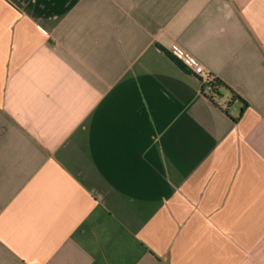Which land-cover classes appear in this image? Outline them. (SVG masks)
I'll return each instance as SVG.
<instances>
[{
  "label": "crops",
  "instance_id": "crops-1",
  "mask_svg": "<svg viewBox=\"0 0 264 264\" xmlns=\"http://www.w3.org/2000/svg\"><path fill=\"white\" fill-rule=\"evenodd\" d=\"M0 264H264V0H0Z\"/></svg>",
  "mask_w": 264,
  "mask_h": 264
},
{
  "label": "built area",
  "instance_id": "built-area-1",
  "mask_svg": "<svg viewBox=\"0 0 264 264\" xmlns=\"http://www.w3.org/2000/svg\"><path fill=\"white\" fill-rule=\"evenodd\" d=\"M170 50L183 65L198 75L202 82V86L204 85L207 90H211L213 88V84H215L217 76L206 70L203 65L199 64L192 53L177 47Z\"/></svg>",
  "mask_w": 264,
  "mask_h": 264
},
{
  "label": "trees",
  "instance_id": "trees-1",
  "mask_svg": "<svg viewBox=\"0 0 264 264\" xmlns=\"http://www.w3.org/2000/svg\"><path fill=\"white\" fill-rule=\"evenodd\" d=\"M165 51L171 55L178 63H180L185 69L189 70L185 65H183L178 58H176L170 49L165 48ZM190 71V70H189ZM221 89L230 90L236 97L243 99L238 93H236L229 85H227L223 80L217 77L215 84H213V88L211 90H207L206 87L202 86V91L208 95L212 100H214L217 96L221 95Z\"/></svg>",
  "mask_w": 264,
  "mask_h": 264
}]
</instances>
